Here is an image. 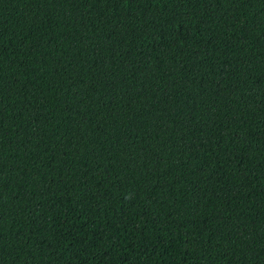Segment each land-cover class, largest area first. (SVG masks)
<instances>
[{
	"label": "trees",
	"instance_id": "16d2710c",
	"mask_svg": "<svg viewBox=\"0 0 264 264\" xmlns=\"http://www.w3.org/2000/svg\"><path fill=\"white\" fill-rule=\"evenodd\" d=\"M0 264H264V0H0Z\"/></svg>",
	"mask_w": 264,
	"mask_h": 264
}]
</instances>
